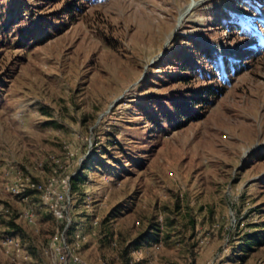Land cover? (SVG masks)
I'll return each instance as SVG.
<instances>
[{"label":"rangeland","instance_id":"obj_1","mask_svg":"<svg viewBox=\"0 0 264 264\" xmlns=\"http://www.w3.org/2000/svg\"><path fill=\"white\" fill-rule=\"evenodd\" d=\"M50 180L88 264H264V0H0V264Z\"/></svg>","mask_w":264,"mask_h":264},{"label":"built area","instance_id":"obj_2","mask_svg":"<svg viewBox=\"0 0 264 264\" xmlns=\"http://www.w3.org/2000/svg\"><path fill=\"white\" fill-rule=\"evenodd\" d=\"M63 193L57 194L53 187V180L48 183L31 184L30 188L36 190L42 195V199L45 200L49 209L51 210L53 218L60 224V227L53 234L50 248L55 251L57 264H88L84 261L79 254V250L84 240L82 233L77 231L72 232L71 220L68 216L67 207L69 205L68 192L70 190L69 180L62 181ZM22 186V185H20ZM21 189L18 186H7L6 191L12 195H21ZM23 218L30 224L34 223L35 215L32 210H26L23 214ZM6 255L11 256L12 261L16 264H26L30 261V257L20 250L19 244L10 237H5L2 240ZM21 254H23L21 256ZM21 256V259H20Z\"/></svg>","mask_w":264,"mask_h":264},{"label":"trees","instance_id":"obj_3","mask_svg":"<svg viewBox=\"0 0 264 264\" xmlns=\"http://www.w3.org/2000/svg\"><path fill=\"white\" fill-rule=\"evenodd\" d=\"M84 1H88V0H84ZM73 180H75V179H73ZM72 180V181H73ZM73 185H75V183L73 182ZM16 229H17V227H15ZM154 237H157V235L156 234H153V237H151V238H149V240H151L152 238H154ZM154 239H156V238H154Z\"/></svg>","mask_w":264,"mask_h":264}]
</instances>
